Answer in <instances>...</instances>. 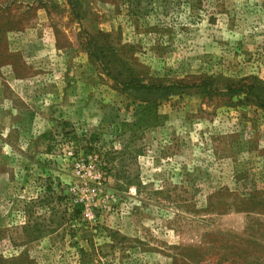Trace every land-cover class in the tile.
Returning <instances> with one entry per match:
<instances>
[{
	"label": "rangeland",
	"instance_id": "obj_1",
	"mask_svg": "<svg viewBox=\"0 0 264 264\" xmlns=\"http://www.w3.org/2000/svg\"><path fill=\"white\" fill-rule=\"evenodd\" d=\"M74 2L0 0V264H264V108L113 80L264 95V0Z\"/></svg>",
	"mask_w": 264,
	"mask_h": 264
},
{
	"label": "trees",
	"instance_id": "obj_2",
	"mask_svg": "<svg viewBox=\"0 0 264 264\" xmlns=\"http://www.w3.org/2000/svg\"><path fill=\"white\" fill-rule=\"evenodd\" d=\"M75 14H77V18L80 19V14L77 10V5L74 0H68ZM88 45L91 50L94 52V38L87 35ZM93 56L100 61L99 55ZM115 83L119 86V88L127 93L133 95L136 99L145 100L143 107L145 109L138 113V123L141 126L149 125L150 127H154L157 125V118L153 116L156 114L153 109H150L152 106H155V102L157 100L168 99L177 93L184 92L185 90L198 88L203 93L208 96H236L239 94H246L252 98H254L260 107L264 108V95L260 91V89L255 85H247L237 88H228L226 91H220L219 89L214 87V84L210 80L202 81L201 83L191 84V85H183L181 83H144L139 81L127 80L125 82L117 81L113 79ZM146 103V104H145Z\"/></svg>",
	"mask_w": 264,
	"mask_h": 264
}]
</instances>
